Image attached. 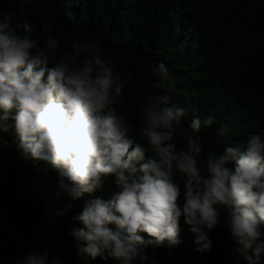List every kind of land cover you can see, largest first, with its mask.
Instances as JSON below:
<instances>
[{
	"label": "clouds",
	"instance_id": "1",
	"mask_svg": "<svg viewBox=\"0 0 264 264\" xmlns=\"http://www.w3.org/2000/svg\"><path fill=\"white\" fill-rule=\"evenodd\" d=\"M32 31L27 21L14 23L11 13L0 20V132L14 129L21 157L37 170L56 171L53 198L69 201L55 210L56 217L72 211L84 194L103 190L108 177L116 188L110 199H90L71 217L68 235L76 258L107 252L122 264H155L146 249L178 245L182 215L195 250L207 254L209 233L226 211L235 253L247 264H262L264 138L253 133L243 144L208 152L201 168L198 134L216 122L215 114L193 118L187 147L180 148L176 138L187 109L156 91L145 96L140 109L138 141L115 107L128 81L101 55L100 45L75 42L53 63L50 53L58 41L49 37L38 47ZM151 70L149 87L173 89L175 81L163 62L153 63ZM50 258L58 264L47 247L34 248L11 264H49Z\"/></svg>",
	"mask_w": 264,
	"mask_h": 264
},
{
	"label": "trees",
	"instance_id": "2",
	"mask_svg": "<svg viewBox=\"0 0 264 264\" xmlns=\"http://www.w3.org/2000/svg\"><path fill=\"white\" fill-rule=\"evenodd\" d=\"M10 13L14 23L32 26L30 35L38 47L49 37L58 41L50 53L53 63L70 53L75 42L99 44L101 55L128 81L115 107L138 141L140 109L145 96L156 91L187 109L176 138L180 148L187 147L193 118L215 114L216 122L198 134L201 168L208 152L243 144L253 133L264 138V0H0V20ZM161 62L175 81L171 91L149 87L151 65ZM56 180L54 169L37 170L16 151L14 129L0 132V264L43 247L50 257H58V264H122L107 252L77 259L68 235L71 217L88 200L111 198L116 191L113 178L105 179L103 190L73 202L63 217H56L55 210L69 201L54 200ZM226 217L223 211L209 233L212 248L207 254L195 250L194 234L183 215L178 222L180 243L149 246L146 254L155 264H247L235 253Z\"/></svg>",
	"mask_w": 264,
	"mask_h": 264
}]
</instances>
